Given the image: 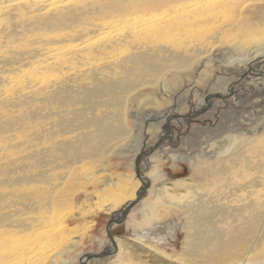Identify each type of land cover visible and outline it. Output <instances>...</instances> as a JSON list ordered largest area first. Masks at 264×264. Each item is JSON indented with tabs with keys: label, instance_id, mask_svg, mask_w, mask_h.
Listing matches in <instances>:
<instances>
[{
	"label": "bare ground",
	"instance_id": "1",
	"mask_svg": "<svg viewBox=\"0 0 264 264\" xmlns=\"http://www.w3.org/2000/svg\"><path fill=\"white\" fill-rule=\"evenodd\" d=\"M263 9L264 0H0V264H68L63 256L75 246L54 245L68 236L51 232L52 218L74 202L75 165L128 136L130 101L159 92L151 98L159 104L168 85L185 81L188 94L219 69L233 76L215 77L193 116L238 104L239 85L264 103ZM251 111L238 120L250 121ZM238 120L171 190L156 172L139 177L151 187L147 200H134L138 186L124 176L103 187L113 185L97 209L115 221L136 203L129 226L149 227L161 204L182 215L175 254L151 243L153 225L135 236L150 241L152 264H264V116L255 130ZM108 246L114 261L129 257L119 240Z\"/></svg>",
	"mask_w": 264,
	"mask_h": 264
},
{
	"label": "rangeland",
	"instance_id": "2",
	"mask_svg": "<svg viewBox=\"0 0 264 264\" xmlns=\"http://www.w3.org/2000/svg\"><path fill=\"white\" fill-rule=\"evenodd\" d=\"M261 12H263L264 19V9L257 11V13ZM211 74H213L212 77L214 78H206L203 82L196 84L188 94L184 92L187 81L183 85L179 84V87L168 85L164 101L157 100L159 104L152 103L153 100L151 99L153 98L156 101L157 94H159L158 91V93L148 95V97H138L136 100L130 101L126 116V124L130 132L124 141L115 147L112 152L97 158V160H85L83 163L75 165L77 167L73 169L75 173L72 181L73 190H76H74V202L72 204L67 203L70 207L60 208L52 218V225L49 226L52 233L57 235L60 232L64 233L66 230V237L68 236L63 242H57L59 244L56 243L54 245H61L63 246L62 249H66L67 244L75 246L67 256H63V259L65 258L68 264H81L80 260L86 257L89 258L88 264H137V262L139 264L143 259L145 262L152 264V256L147 251L146 246H144L149 245L147 242L150 241L151 243L153 242V245H158L162 249L165 248L164 250L171 255L179 251L183 239L181 228L183 217L180 213L174 212L169 207L161 204V217L151 221L149 226L153 225L154 232L152 236L155 240L149 241L147 239L142 241L136 239L135 236L138 232H145L146 228L149 227L144 225V227L129 226L128 219H125L121 224H112L109 227V234H107L106 226L110 218L112 219V213L106 210H98L97 205L99 201H104L107 198V194L103 191L107 188H113V185H111L104 189L103 187H105L107 182L109 180L116 182L121 176H124L128 183L137 184L138 187L136 188L134 199L136 201L138 194H140L139 199L141 201L151 197L149 193L151 187L149 184L144 187L139 177L150 173H159L162 176V182L170 190L173 188L171 183L174 180L190 178L191 170L188 162L192 161L194 156H199L203 151L208 150V145L214 142L211 140L229 132V129L236 124L237 116L240 113L247 117L248 114L246 112L252 110L253 117L250 121H243L244 119L242 118L238 121H243L242 123L247 128H252L253 130L259 128L260 123H258L257 117L260 119L264 116V103L260 102L262 98L258 96L248 97V93H245L242 88L243 85L238 86L240 89L239 95H241L238 104L234 100L228 103L223 102L218 105L219 107L211 116L207 115L208 113H198L193 116L197 103L200 101L202 90L210 93V91L212 92L213 89H216L213 81H215L217 76H233L219 69H215ZM229 82L228 85H232L236 81L231 80ZM228 97L230 99L232 96ZM219 101L217 99L216 102ZM249 101L254 104L251 108L248 105ZM157 105L159 107H156ZM166 116L170 118L169 121H166ZM156 136H159L157 140ZM163 148L168 152L166 151L167 153L162 154L161 157L154 161L149 160L155 151H160ZM214 148L215 146L212 149ZM88 174L94 175L90 183L85 180ZM193 181L196 182L195 178ZM177 189V194L182 195V190L180 188ZM100 191L101 193L97 194ZM84 193L89 195L88 199L85 198L86 194ZM101 194H103V197ZM94 196H97L96 199ZM97 198H100V200ZM125 205L126 202L120 208ZM141 207V203L136 205V213L133 218H139ZM120 208L117 210L119 211ZM52 233L50 234L52 235ZM116 240L125 245L129 256L126 259L114 261L115 253L107 252L108 245H112ZM48 245H51V243ZM140 245L145 248H141ZM105 252L107 255H103ZM99 253L100 256H94Z\"/></svg>",
	"mask_w": 264,
	"mask_h": 264
},
{
	"label": "water",
	"instance_id": "3",
	"mask_svg": "<svg viewBox=\"0 0 264 264\" xmlns=\"http://www.w3.org/2000/svg\"><path fill=\"white\" fill-rule=\"evenodd\" d=\"M136 203H133V204H131L130 206H128L127 208H125L123 211H122V216H121V218L118 220V221H115V220H113V219H110L109 221H108V223H107V226H106V232H107V234H109V226L112 224V223H115L116 222V224H121L124 220H125V218H126V215H127V213L129 212V210L132 208V206H134ZM103 255H107V253L105 252V253H103ZM94 256H100V253L99 254H95Z\"/></svg>",
	"mask_w": 264,
	"mask_h": 264
}]
</instances>
